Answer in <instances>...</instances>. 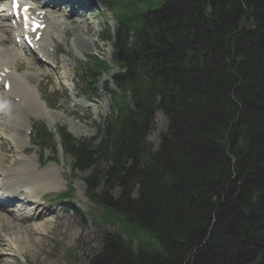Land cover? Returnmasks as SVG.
Segmentation results:
<instances>
[{"label": "trees", "instance_id": "16d2710c", "mask_svg": "<svg viewBox=\"0 0 264 264\" xmlns=\"http://www.w3.org/2000/svg\"><path fill=\"white\" fill-rule=\"evenodd\" d=\"M114 1L119 91L104 137L94 150L59 132L75 169L105 164L87 194L118 232L91 264H264V0ZM106 66L95 57L87 73ZM158 111L168 128L154 150Z\"/></svg>", "mask_w": 264, "mask_h": 264}, {"label": "rangeland", "instance_id": "374dc122", "mask_svg": "<svg viewBox=\"0 0 264 264\" xmlns=\"http://www.w3.org/2000/svg\"><path fill=\"white\" fill-rule=\"evenodd\" d=\"M97 1L102 2V0ZM103 10V13L94 16V18L89 17L87 21L78 19L79 24L90 28H86L87 33L78 31L75 26L70 25L71 19L62 17L61 13H52L53 20L49 22L46 39L51 40V44L56 48V52H52L51 56L55 59L58 70L53 71L49 67H44L29 56L22 59L26 63L22 61L17 63L20 65H17V68H20V76L31 79V87L40 91L39 94L42 95L43 102L45 100L46 108H44L45 115L41 118L31 114L28 121H20L19 127L14 124V119L9 118L8 114L4 117L2 121L4 124H1L0 128V143L4 145L1 149L6 158L4 163L7 167L15 165V161L11 160L15 154L13 142H24L29 148L27 153L32 154L33 157H39L41 161L44 160L45 165L55 163L53 166L58 169V173L55 171V175L62 187L58 193L70 189L72 201L52 203L46 196L47 192L41 193L43 201H35L32 198L33 194L25 193L26 189L21 188L20 201L18 207H15L16 215L19 217L16 216L11 221L0 223V264H81V261L91 264L102 254L107 240L118 232V224L108 225L100 221V210L86 194L85 178L91 171H74L72 169L73 159L70 156L63 158L59 144L40 150L36 143L37 131L30 135L32 140L29 142L26 135L27 130L23 126V124L33 125L37 121L46 120L48 128L53 133L56 127L62 126L77 139L98 143L101 137L99 125H102L110 114L112 105V98L104 92V86L113 87L111 78L117 70L113 68L111 72H105L101 76L97 90L98 101L95 100L97 104L93 106V110L81 105L78 95L73 91L71 80L75 79L76 81L75 76L79 65L86 63L90 56L97 55L111 61L114 54L113 41H102L101 36L106 34L105 25H108L113 32L115 20L110 10L104 6ZM65 29L69 30L68 33L67 30L64 31ZM81 37L88 42V46L83 50L77 44ZM59 51L62 54H59ZM7 56L2 58L6 62ZM3 60L2 62L7 65L8 63ZM81 87L84 88L83 85ZM75 95H77L76 98ZM154 119V127L148 135V141L153 144L154 150H156L161 143L162 134L168 128V119L162 111L157 112ZM18 128L21 130V134H17ZM3 129L4 131L8 129L9 133H4ZM11 138L17 140L13 141ZM55 139L58 140L57 135ZM19 150H21L20 147ZM14 158L18 159V157ZM30 163L34 162L30 161ZM104 165V162L100 160L95 166L101 170ZM102 187L103 184L100 185L97 193ZM120 192L121 187L117 186L108 193V197L116 199ZM136 192L135 188L131 195L132 198L136 197ZM35 205L39 210L36 214ZM38 224H40V228ZM41 224L47 226L42 228ZM139 238L148 244L150 250L158 248L150 233H141ZM134 248L137 251L138 245L135 244ZM47 252L51 253L50 257L47 256ZM70 253L73 254L71 257ZM216 260L219 262L222 259ZM242 261L243 259H241ZM241 262L240 264H242Z\"/></svg>", "mask_w": 264, "mask_h": 264}, {"label": "bare ground", "instance_id": "6f19581e", "mask_svg": "<svg viewBox=\"0 0 264 264\" xmlns=\"http://www.w3.org/2000/svg\"><path fill=\"white\" fill-rule=\"evenodd\" d=\"M77 8L81 10H86L81 4H79ZM7 14H8L7 11H4L3 8L1 7L0 8V25H3L5 27L7 34L6 36L0 37V48H1L0 65L4 64L2 62L3 60L2 58H5V56L12 55V57H15L16 53L18 54L19 52H23L22 48H18L14 42V36H13L14 29H12V27L10 26ZM69 24L72 26H75V28H77L78 31H81L84 33H87L86 28L90 29L84 24L83 25L79 24L78 21L76 20H72L71 22H69ZM82 39L84 40L82 41ZM77 44L79 45V48H81L82 50L88 46V42L83 37H81L78 40ZM13 51L15 52L13 53ZM13 61L14 59H8L7 62L4 61L8 63L7 67H5L7 71L4 72L6 74L5 79H8L11 81L10 79V76H11L13 79V89H15V91L10 94L11 96L9 94L8 96H6V100L12 101L11 106H10L12 107V111H13L12 114H14L17 118L13 116L12 114L11 116L14 119V124L19 127L20 121L24 120L27 114H31L32 113L31 111H34L35 114L45 115L44 113L45 109L42 103L37 100L38 97L34 96L31 93L33 91L30 86L31 79L24 78V76H18L15 73L10 74V71L13 69V66H12ZM2 67H4V65ZM26 77H29V76H26ZM11 86H12V83H11ZM11 86H10V89H11ZM81 103L85 104V101L81 99ZM86 104H91V103L86 102ZM17 131H18L17 134L18 133L21 134V130H19V128L17 129ZM22 158L23 157L21 156L19 158V161L15 165L7 167L4 164V158L0 154V175H1L0 181H4V184L1 185L0 183V186L3 187L4 190L7 189V194L11 196L19 195L20 188L25 187V188H28L30 192L33 194L32 198L35 201L37 200L40 201L41 196H42L41 193L45 191H59L60 189L59 187H61V183L60 181L59 182L57 181L58 179H57V176L55 175L56 173L55 171H57L58 173V169H56V167L53 166L54 164L53 165L50 164V165L43 167V164L40 161L39 157H37L36 159H33L34 157L30 158L28 156L27 157L28 159L26 161H23ZM30 161H33L34 163H30ZM2 203H3V197H0V223L3 221H11V219L16 216L19 217L13 211L8 212V207H6ZM34 208H35V214H36L37 211H39L38 206L35 205ZM41 226L43 228L47 225L41 224ZM38 227L40 228V224H38ZM18 242L20 241L18 240Z\"/></svg>", "mask_w": 264, "mask_h": 264}, {"label": "snow or ice", "instance_id": "6c2138e0", "mask_svg": "<svg viewBox=\"0 0 264 264\" xmlns=\"http://www.w3.org/2000/svg\"><path fill=\"white\" fill-rule=\"evenodd\" d=\"M12 7H13V9H18V8H19V4L16 3L15 0H14ZM23 11H24V13H25V20L27 21V19H28V17H27L28 6H27V5L24 6ZM41 14H42V13H41ZM36 26H37V27H40V26H42V25L37 24Z\"/></svg>", "mask_w": 264, "mask_h": 264}]
</instances>
